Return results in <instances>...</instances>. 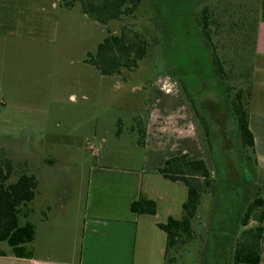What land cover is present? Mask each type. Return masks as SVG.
Returning a JSON list of instances; mask_svg holds the SVG:
<instances>
[{
    "label": "rangeland",
    "instance_id": "obj_1",
    "mask_svg": "<svg viewBox=\"0 0 264 264\" xmlns=\"http://www.w3.org/2000/svg\"><path fill=\"white\" fill-rule=\"evenodd\" d=\"M61 2L0 0V156L14 162L10 181L27 172L40 182L26 219L38 243L75 246L90 169L145 164L152 156L140 128L152 107L178 115L179 104L194 105L214 187L202 193L194 238L172 248L168 264H229L244 229L240 211L250 194L264 198V172L233 111V101L248 98L258 0H142L134 16L106 26ZM123 30L147 40V55L132 71L102 75L88 54Z\"/></svg>",
    "mask_w": 264,
    "mask_h": 264
},
{
    "label": "crops",
    "instance_id": "obj_2",
    "mask_svg": "<svg viewBox=\"0 0 264 264\" xmlns=\"http://www.w3.org/2000/svg\"><path fill=\"white\" fill-rule=\"evenodd\" d=\"M3 22L0 15V37ZM253 48L254 64L245 106L255 140L256 169L264 172V0H258ZM159 90L173 96L171 87L162 86ZM176 92L177 102L182 93L180 89ZM192 106L187 109L179 104L178 115L169 112L168 105L152 107L143 141L152 157L145 159V164L133 168L94 166L90 169L85 213L75 246L52 250L38 243L36 230L30 246L31 258L13 256L6 243L8 247L0 246V264H166L168 237L159 224L167 223L169 218H183L188 189L181 181L166 179L158 169L168 158L181 154L206 160L201 145L203 134L196 120L198 113ZM250 195L248 202L254 198V194ZM141 196L155 202V215L135 214L130 210V205ZM239 218L240 214L237 223ZM229 259L232 264V255ZM260 264H264V250Z\"/></svg>",
    "mask_w": 264,
    "mask_h": 264
},
{
    "label": "trees",
    "instance_id": "obj_3",
    "mask_svg": "<svg viewBox=\"0 0 264 264\" xmlns=\"http://www.w3.org/2000/svg\"><path fill=\"white\" fill-rule=\"evenodd\" d=\"M142 0H62L65 8L81 6L83 14L106 26L111 21L132 17ZM208 20L204 17L202 30L208 37ZM147 40L138 33L127 31L120 34L109 33L99 44L97 51L88 54L87 62L97 68L102 75H121L123 70L132 71L148 52ZM219 70L218 61L215 59ZM215 65V64H214ZM236 126L242 145L255 154V140L249 129L246 106L240 97L233 101ZM139 143L143 145L146 128H140ZM14 162L7 156H0V242H5L10 253L18 258H31L32 252L27 245L36 235L35 225L27 222L28 205L38 194L39 180L34 174L22 172L17 179L10 181ZM158 172L171 181H181L188 189V197L183 205V218H169L159 227L167 234L166 264L170 261L172 248L185 244L194 238L192 220L196 217L201 204L202 193L213 189V178L203 159H193L188 154L168 158ZM135 214L157 212L154 201L141 196L130 205ZM25 220V222L23 221ZM251 223L255 226L247 228ZM264 198H252L240 213L239 225L244 229L234 244L232 264H260L264 250Z\"/></svg>",
    "mask_w": 264,
    "mask_h": 264
}]
</instances>
